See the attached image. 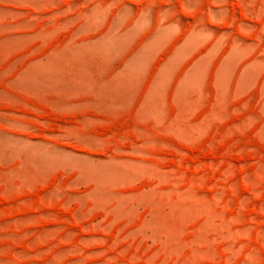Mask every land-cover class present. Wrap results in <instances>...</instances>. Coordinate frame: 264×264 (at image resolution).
<instances>
[{"label": "rangeland", "instance_id": "1", "mask_svg": "<svg viewBox=\"0 0 264 264\" xmlns=\"http://www.w3.org/2000/svg\"><path fill=\"white\" fill-rule=\"evenodd\" d=\"M0 264H264V0H0Z\"/></svg>", "mask_w": 264, "mask_h": 264}]
</instances>
